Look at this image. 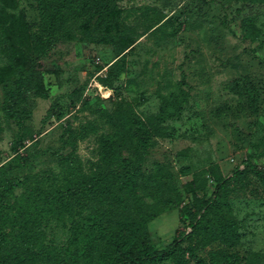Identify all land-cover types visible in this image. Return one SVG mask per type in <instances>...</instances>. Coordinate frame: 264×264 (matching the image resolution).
<instances>
[{
    "label": "rangeland",
    "instance_id": "1",
    "mask_svg": "<svg viewBox=\"0 0 264 264\" xmlns=\"http://www.w3.org/2000/svg\"><path fill=\"white\" fill-rule=\"evenodd\" d=\"M9 1L4 19H25L33 37L26 40L34 46L43 33V0ZM116 2L123 12L115 38L93 41L79 31L67 36L73 42L52 50L56 61L42 72V89L25 92L18 116L8 115L5 84L23 70L0 83V186L27 170L14 160L15 146L24 151L33 145L48 152L36 156L37 175L50 173L43 181L62 188L52 153L71 127L77 133L70 150L86 173L124 159L144 170L135 189L139 208L129 212L159 216L136 231L125 211L101 202L113 213L110 231L128 238L138 233L155 250L184 238L170 257L148 264H264V178L246 165L264 172V0ZM8 34L21 51V32L10 27ZM8 64L0 54L3 74ZM236 169L242 173L193 228L203 202ZM8 203V212L0 213L3 264L115 263L121 240L109 244L106 229L73 238L71 218L80 215L71 202L31 195L21 186ZM82 206L87 213L89 204Z\"/></svg>",
    "mask_w": 264,
    "mask_h": 264
},
{
    "label": "trees",
    "instance_id": "2",
    "mask_svg": "<svg viewBox=\"0 0 264 264\" xmlns=\"http://www.w3.org/2000/svg\"><path fill=\"white\" fill-rule=\"evenodd\" d=\"M4 1L0 0V2H3V6H0V54L7 55L11 64H8V68L10 69L7 74H3V68L0 67V83L6 82V79L15 72L16 68L23 70L20 79L16 80L15 83L10 84L9 80H7L5 84L6 97L9 96L11 99L9 104L8 102L5 103L9 105V108H5H8V115L12 117L18 116L19 110L15 107L19 106L28 89H42V72L50 71L48 63L56 61L50 58L54 53L52 50L64 42L72 41L67 36H71L73 32L77 31L93 41H109L114 39L115 35L112 32L114 30L119 32V20L123 12L116 0H43V33L38 38V41L34 43V46H31L33 42L28 46L30 42L28 43L26 39L32 36L28 32L26 20L18 16L17 18H13L14 24L12 22L8 23L4 19L6 15ZM72 20H75V22ZM10 27L15 28L17 32H21L23 36L21 51L9 39L8 33ZM122 39V43H126L128 37L123 36ZM30 48L35 49V53L30 52L32 50ZM20 53L24 57L18 60V54ZM23 59L24 63L21 62ZM14 61L19 63V65L13 66L12 63ZM116 67L117 61L110 66V71H115ZM76 133L77 130L65 127L59 137V147L58 149L57 147L55 148L57 151L54 154L52 153L60 169V173L58 172L57 174H60L58 175L59 181L64 183L62 188L49 187L46 181H43V178L47 180V178L49 179L53 176L48 172L46 174L44 170L38 176L33 166L35 165L37 155L40 157L48 152L43 151L42 147L37 149L33 145L26 147L24 151L15 146L17 154L14 160L21 161L23 169L26 168L27 170L23 176L6 177L7 179L1 182L0 213L3 211L8 212L10 194L16 188L22 186L31 195L43 198L47 197L49 199L54 198L63 202L64 205L67 201L68 203L71 202V205L76 208L75 210L80 215L79 217L74 216L71 218L74 224V233L72 235L74 239L82 236L92 237L105 229L107 230L106 233L109 234V240L107 241L109 244L116 243L120 238L121 245L116 250L117 257L114 264H148L170 257L182 246L184 238L174 239L164 249L155 250L151 239L142 238L138 233L131 236V238L123 235V232H120L119 236L115 235L116 232L110 231L113 213H111L110 209L98 206L99 203L106 201L115 204L126 212V219L131 220L133 224L137 222V226H135L136 231L140 230V227L145 224L148 218L150 222L156 219L159 215L152 214V216L150 215L151 217L147 216L148 211L145 213L139 210H136L134 213L129 212L130 209L135 210L140 205L141 198L135 193L140 180L144 181L142 179L144 170H142L140 164L133 161L130 162L129 159H124L122 165H104L91 173H86L79 156L73 151L74 148L70 150V146L74 147V143L76 142ZM36 142H39V139ZM246 165L255 174L264 178V172L250 163H246ZM241 173V169H236L232 176L218 183L214 196L202 204L203 208L200 211V220L196 223H190L193 228L199 226L201 219L206 214L205 211L209 210L212 204L218 203L221 200L222 193L232 180V177ZM72 177H75L74 180ZM45 183L46 185H44ZM83 202H85V205L86 203L89 204V211L87 213H84L82 209ZM17 203L15 201L12 205ZM23 208L26 209V206ZM0 264H3L1 260Z\"/></svg>",
    "mask_w": 264,
    "mask_h": 264
},
{
    "label": "built area",
    "instance_id": "3",
    "mask_svg": "<svg viewBox=\"0 0 264 264\" xmlns=\"http://www.w3.org/2000/svg\"><path fill=\"white\" fill-rule=\"evenodd\" d=\"M100 60V58H97V61H99Z\"/></svg>",
    "mask_w": 264,
    "mask_h": 264
}]
</instances>
